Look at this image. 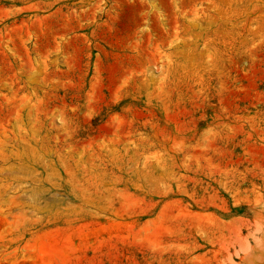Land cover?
Wrapping results in <instances>:
<instances>
[{
  "label": "rangeland",
  "instance_id": "374dc122",
  "mask_svg": "<svg viewBox=\"0 0 264 264\" xmlns=\"http://www.w3.org/2000/svg\"><path fill=\"white\" fill-rule=\"evenodd\" d=\"M157 3L0 0V264L263 248L264 0Z\"/></svg>",
  "mask_w": 264,
  "mask_h": 264
},
{
  "label": "bare ground",
  "instance_id": "6f19581e",
  "mask_svg": "<svg viewBox=\"0 0 264 264\" xmlns=\"http://www.w3.org/2000/svg\"><path fill=\"white\" fill-rule=\"evenodd\" d=\"M175 1H177V0H173V2H175ZM147 2L150 4V8H151V9L156 10V12L158 13V18H160V20H161V22H162V21H163V13H162V11H161V8H159V6H158L157 0H147ZM173 5L176 6L175 3H174ZM86 13H87V12H86ZM90 137H91V136H90ZM88 139H89V138H88ZM36 156H37V155H36ZM32 158H33V156H32ZM38 158H39V156H38ZM101 162H102V160H101ZM43 165H44V164H43ZM45 166H46V165H45ZM128 167H129V166H128ZM134 168H135L134 166H131V165H130V167H129L130 173L133 172ZM144 170H145V169H144ZM134 172H135V170H134ZM139 173H140V172H139ZM187 180H188V179H187ZM191 180H192V179H191ZM193 180H194V179H193ZM188 181H189V180H188ZM192 182H193V181H192ZM196 183H197V182H196ZM223 186H224V185H223ZM28 193H30V192H28ZM192 193H193V191H192ZM59 197H60V196H59ZM213 197H214V196H213ZM58 199H59V198H58ZM212 204H213V203H212ZM147 205H148V204H147ZM260 205H261V204H260ZM263 205H264V204H263ZM263 205H261V206H263ZM263 207H264V206H263ZM263 207H262V208H263ZM263 210H264V209H263ZM128 226H129V225H128ZM261 226H262V225H261ZM132 227H133V226H132ZM255 227H256V226H255ZM235 228H236V227H235ZM263 228H264V227H263ZM261 229H262V228H261ZM226 231H227V230H226ZM231 231H232V230H231ZM257 232H258V231H257ZM232 233H233V232H232ZM115 236H116V235H115ZM221 237H222V236H221ZM237 237H238V236H237ZM109 238H110V237H109ZM220 239H221V238H220ZM234 239H235V238H234ZM252 239H253V238H252ZM260 239H261V240H258V241H260V242L262 241V243L257 244V243H256L257 241L254 240V241H253V242H255L254 244H257V245H260V244H261V246L264 245V232L261 234ZM232 240H233V239H232ZM238 240H239V239H238ZM256 240H257V239H256ZM255 246H256V245H255ZM255 246H254V247H255ZM261 246H260V247H261ZM238 247H239V246H238ZM245 247H246V246H245ZM254 247H253V248H254ZM256 247H258V246H256ZM256 247H255V248H256ZM260 247H259V248H260ZM250 248H251V249L249 250L250 253H253V252H252V246H251ZM259 248H256V249L260 250L262 247H261L260 249H259ZM240 249H241V248H240ZM245 249H246V248H245ZM245 249H244V251L246 252L247 250H245ZM247 249H248V248H247ZM253 250H254V249H253ZM226 251H227V250H226ZM233 251H234V250H233ZM255 251H256V250H255ZM241 252H242V251H241ZM245 252H244V253H245ZM247 252H248V251H247ZM256 252L258 253V251H256ZM227 253H228V252H227ZM244 253H243V254H244ZM250 253L248 252L247 255H244L245 258H244L243 255H242V258H241V259L244 258V259L246 260L248 254H249V255H252V254H250ZM257 253H256L255 255L253 254V255H254L253 257H255V256L257 255L255 258H253L252 256H251V257L249 256V258H247V260H248V259H251V258L254 259V260H251V261H250V260H248V261L246 260V261H247V264H264V246H263V248L259 251V254H257ZM227 255H229V253H228ZM234 256H235V255H234ZM224 257H225V256H224ZM227 257H229V256H227ZM230 260H231V259H230ZM242 261H244V260H242ZM246 261H245V262H246ZM249 262H250V263H249ZM221 264H222V263H221ZM238 264H239V263H238ZM241 264H245V263H241Z\"/></svg>",
  "mask_w": 264,
  "mask_h": 264
}]
</instances>
